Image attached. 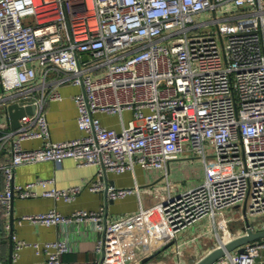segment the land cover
I'll use <instances>...</instances> for the list:
<instances>
[{"label":"built area","instance_id":"2783aa9c","mask_svg":"<svg viewBox=\"0 0 264 264\" xmlns=\"http://www.w3.org/2000/svg\"><path fill=\"white\" fill-rule=\"evenodd\" d=\"M203 14L211 18L199 21ZM67 84L82 88L73 98L83 134L54 141L45 107L63 99L60 87ZM0 87L1 138L11 140L9 158L0 163L6 215L15 196L37 197V186L54 183L16 184L15 168L46 160L98 166L88 188L106 193L107 200L141 192L163 197L124 216L109 218L105 207L69 215L51 209L24 214L20 224H92L103 264L123 258L124 226L156 212L163 217L165 244L179 241L178 252L182 233L205 219L221 244L264 230V220H251L264 216V0H0ZM13 103L35 107L16 129H10L8 112ZM124 111L133 117L122 120L120 130L96 116ZM31 139L43 144L25 148L23 141ZM194 155L201 158L203 176L178 189L170 180L171 163ZM137 165L161 171L166 183L117 187L106 181L107 172ZM82 189L51 186L41 194L71 202ZM13 239L11 262L33 247L48 264H61L73 249L66 239ZM244 248L214 264H256L264 238ZM0 264L10 263L0 258Z\"/></svg>","mask_w":264,"mask_h":264},{"label":"crops","instance_id":"0c3cea01","mask_svg":"<svg viewBox=\"0 0 264 264\" xmlns=\"http://www.w3.org/2000/svg\"><path fill=\"white\" fill-rule=\"evenodd\" d=\"M81 90L82 88L78 85H63L60 87L63 99L47 103L45 111L52 140H70L83 134L78 126V107L73 98V95ZM96 116L104 126L120 130L122 120L127 123L133 114L131 111H124L122 116L105 113H98ZM1 136L2 132H0V163H5L9 158L8 147L11 140H3ZM42 144L41 139L23 141L25 148H35ZM186 157L182 156L180 159L172 161L171 173L179 162L185 163ZM98 171V166H80L73 158H66L61 163L46 160L17 166L14 170L16 184H27L38 179H53L54 183L47 187L37 186L36 191L40 194L37 197L15 196L12 208L13 220L12 212L11 215H6L0 205V258L11 264H48L46 256L37 254L33 247L23 248L17 260L10 262L11 250L14 249L13 237L16 236V238L27 242L39 243L66 239L73 249L63 254L61 264H103L100 262L103 255L99 258L96 253L99 234L94 230L92 224L47 226L29 221L21 224L18 222V219L24 214L41 213L51 209H57L62 214L69 215L76 210L97 211L101 207H105L108 217L112 218L135 213L141 208H150L163 199V197L141 192L117 200H107L105 193L94 192L88 188L89 182L97 177ZM202 176L203 172L194 182L180 186V189L196 184ZM162 179L164 177L161 171L147 172L140 165H137L134 171L128 170L123 173L109 171L106 175V181L117 187H132L137 184L144 187L150 183H161ZM3 185L4 175L0 172V187ZM51 186H56L59 189L82 186L83 189L75 200L67 202L41 194L44 189ZM236 226L235 223L231 228ZM119 235L123 258H120V262H115L112 258L110 264H195L213 248L222 245L211 221L205 219L196 227L182 233L180 239L185 243L181 242L179 252L174 247V244H180L179 241L168 249L162 250V247L166 245V230L161 212L136 219L124 226ZM256 264H264V248L261 250Z\"/></svg>","mask_w":264,"mask_h":264},{"label":"water","instance_id":"95a60500","mask_svg":"<svg viewBox=\"0 0 264 264\" xmlns=\"http://www.w3.org/2000/svg\"><path fill=\"white\" fill-rule=\"evenodd\" d=\"M34 106L28 105L26 107L21 106L20 104L13 103L8 106V112L10 116L11 121V127L13 129H16L20 125V118L25 115L26 113H33ZM106 195V193H105ZM13 202L12 201V208H13ZM12 220L14 219V214L12 211ZM264 238V230L260 231H252L248 230L246 234H243L232 241H229L227 243H224L222 245H219L215 248H213L210 252H208L205 256H203L200 260H198L195 264H214L216 261H218L220 258L224 257L228 253L238 249L240 252L244 251V246L248 243H251L255 240ZM174 242H169L165 246L162 247V250L168 249L170 246H172ZM13 250V249H12ZM11 250V255H12ZM11 262V261H10ZM11 264V263H10Z\"/></svg>","mask_w":264,"mask_h":264},{"label":"rangeland","instance_id":"374dc122","mask_svg":"<svg viewBox=\"0 0 264 264\" xmlns=\"http://www.w3.org/2000/svg\"><path fill=\"white\" fill-rule=\"evenodd\" d=\"M227 6L232 7L231 4H228ZM197 18L199 19V21H203L211 17L207 16L206 14H203ZM186 158L187 159L185 163L183 164L179 162L175 170L172 169V173L170 174V180L172 182L179 183L178 189H180V186H186L189 183L194 182L196 178L199 177V175H201V173L204 170L203 163L198 155L187 156ZM161 183H166V179L165 178L162 179ZM227 211L230 214H234L236 218L240 217V214L236 213L232 207L228 208ZM251 220L254 222H258V221L262 222L264 220V216H252Z\"/></svg>","mask_w":264,"mask_h":264},{"label":"trees","instance_id":"16d2710c","mask_svg":"<svg viewBox=\"0 0 264 264\" xmlns=\"http://www.w3.org/2000/svg\"><path fill=\"white\" fill-rule=\"evenodd\" d=\"M1 88V87H0Z\"/></svg>","mask_w":264,"mask_h":264}]
</instances>
